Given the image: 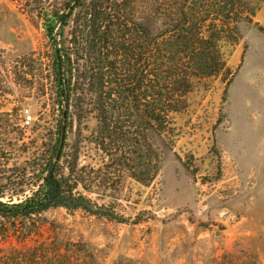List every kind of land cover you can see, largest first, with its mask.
Returning a JSON list of instances; mask_svg holds the SVG:
<instances>
[{
    "label": "rangeland",
    "instance_id": "374dc122",
    "mask_svg": "<svg viewBox=\"0 0 264 264\" xmlns=\"http://www.w3.org/2000/svg\"><path fill=\"white\" fill-rule=\"evenodd\" d=\"M247 2L251 21L239 24L237 42L221 45V73L194 83L174 115L172 143L149 137L158 172L144 186L126 182V222L64 208L33 222L0 218V264H264V0ZM41 8L38 0H0L2 202L23 188L41 144L56 143L49 130L60 113ZM26 113L32 122L22 128ZM94 130L89 116L68 134L79 167L101 165L88 139Z\"/></svg>",
    "mask_w": 264,
    "mask_h": 264
},
{
    "label": "trees",
    "instance_id": "16d2710c",
    "mask_svg": "<svg viewBox=\"0 0 264 264\" xmlns=\"http://www.w3.org/2000/svg\"><path fill=\"white\" fill-rule=\"evenodd\" d=\"M38 1L60 113L49 132L60 147L41 144L23 188L7 202L0 192V218L33 222L64 208L125 223L126 182L144 186L158 172L149 137L172 143L174 115L195 82L221 73V45L238 41L239 24L253 12L247 0H57L56 8ZM89 116L96 130L88 139L102 156L96 169L79 167L78 148L67 143L73 123Z\"/></svg>",
    "mask_w": 264,
    "mask_h": 264
},
{
    "label": "built area",
    "instance_id": "2783aa9c",
    "mask_svg": "<svg viewBox=\"0 0 264 264\" xmlns=\"http://www.w3.org/2000/svg\"><path fill=\"white\" fill-rule=\"evenodd\" d=\"M32 120H31V116L30 115H24L22 122H21V127L22 128H26L31 124Z\"/></svg>",
    "mask_w": 264,
    "mask_h": 264
}]
</instances>
